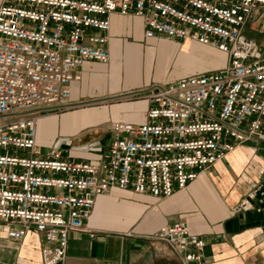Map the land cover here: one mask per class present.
Returning a JSON list of instances; mask_svg holds the SVG:
<instances>
[{
	"label": "built area",
	"instance_id": "2783aa9c",
	"mask_svg": "<svg viewBox=\"0 0 264 264\" xmlns=\"http://www.w3.org/2000/svg\"><path fill=\"white\" fill-rule=\"evenodd\" d=\"M112 14L142 19L147 40L215 49L226 65L147 89L144 124H110L97 162L43 155L38 123L60 111L46 109L69 106L85 64L111 62ZM258 22L264 0H0V225L8 237L35 231L42 264H65L71 234L96 237L99 198L119 189L169 199L236 148L264 141V45L245 34ZM258 192L236 211L253 208ZM147 240L182 264H209L205 240L184 223Z\"/></svg>",
	"mask_w": 264,
	"mask_h": 264
},
{
	"label": "crops",
	"instance_id": "0c3cea01",
	"mask_svg": "<svg viewBox=\"0 0 264 264\" xmlns=\"http://www.w3.org/2000/svg\"><path fill=\"white\" fill-rule=\"evenodd\" d=\"M110 21L112 29L108 50L111 62L118 47L121 53H126L127 48L136 50L140 53V77L128 83L124 65L120 74V88L113 91L112 85L118 75L112 74L113 68L98 67L111 62L87 63L80 71V80L71 86L69 105L81 101L86 95L90 100H101L167 84V74L163 78L159 75L160 71L167 70L165 62L170 60V69L175 56L179 58L190 51L191 45H196L170 42L169 45L182 48H176L163 61L161 46L166 41L147 40L142 19L112 14ZM245 34L264 45L262 23L249 26ZM96 83L98 89L89 93L91 84ZM93 106L96 107L88 110L95 112L78 117L81 122L77 125L65 124L63 118L64 129L85 128L106 116L104 121L108 125L116 122L144 124L149 111L145 92L131 96L129 100L119 99ZM104 112L106 114L102 115ZM57 123L58 119L54 125L38 129L39 140L40 136L41 139L42 136L47 138L56 131ZM99 139L101 144L108 147L111 142L110 129ZM98 153L75 149L68 151V155L62 154L71 159L96 162L100 159ZM255 191H259L256 198L250 200L254 207L236 211ZM177 223L186 224L190 231L203 237L206 242L204 260L209 264H264V141L250 142L236 148L224 160L203 172L187 190L177 192L169 199L159 200L119 189L99 198L90 223L97 232L96 237L90 239L81 233L71 234L65 264H182L181 256L166 245L152 244L147 240L148 235L162 227ZM42 247V239L35 231L16 241L8 237L7 226L0 225V264H42Z\"/></svg>",
	"mask_w": 264,
	"mask_h": 264
},
{
	"label": "rangeland",
	"instance_id": "374dc122",
	"mask_svg": "<svg viewBox=\"0 0 264 264\" xmlns=\"http://www.w3.org/2000/svg\"><path fill=\"white\" fill-rule=\"evenodd\" d=\"M165 43H169V42H165ZM170 44V43H169ZM259 45L260 42H258ZM201 48L207 49L210 52L212 51V55L213 57L216 55H223L221 53H219L217 50L215 49H210L204 46H200ZM182 48L181 46H177V49ZM189 52V51H188ZM186 53V52H185ZM180 56V55H179ZM170 57V56H169ZM168 58V57H167ZM180 58L181 56L178 57H174L172 63H171V68L168 69L169 64H170V60L166 63L167 66V70H169L168 72L165 73L167 74V79L165 80L167 83L171 82L173 80L179 79V78H183L186 76H177V74L182 73V72H187L189 71V68L191 67V65L189 64H184L183 62H180ZM162 56H161V60H162ZM166 59V58H165ZM165 59H163V61H165ZM201 63V64H200ZM113 65V61L108 64V65H99L101 66V68L103 69H112ZM98 66V67H99ZM222 67L219 68H215L216 69H220ZM213 69H209V65L207 64H203V62L197 63V65L194 66V71L192 74H199L200 72H208V71H214ZM164 72H162V76L164 77L165 74ZM192 74H188V75H192ZM163 80V79H162ZM94 89H98V84H91V87L89 88V93H93ZM128 94H120L119 96H115L113 98H105V99H89L90 97H88V95H86V97L83 96V98H81V101H78L77 103H73L72 107H65L64 109L58 111V113H54L53 115L55 117H57L58 119V123H57V129L56 131H54L50 136H48L47 138H43L41 139L40 136V140L38 138V149L41 151V153L43 155L45 154H50L53 151H62L63 154L68 155L67 152L68 151H74L75 149L77 151H84V152H96L98 153V151H100L99 157L101 159L102 153L107 149V144H101V140L99 139L102 135H104L105 131H109L110 129V125L106 124L107 122L104 121L106 120V118L104 117L103 120L97 122V123H92L87 125V127L85 128H77L74 129L72 131H68V129H64V127L62 126V119L64 118V116L67 115H72V114H79L81 115H86V113L88 112H95V111H91L88 109H93L96 106L93 105H99L101 104V102H111V101H115V100H129V98L131 97L130 95L127 96ZM140 95V94H138ZM93 106V107H92ZM106 114V112L102 113V115ZM87 116V115H86ZM105 122V123H103ZM103 123V124H102ZM59 125V126H58ZM71 138L73 139V141L71 142ZM41 141V143H40ZM100 141V142H99ZM99 159V160H100ZM97 162V161H96Z\"/></svg>",
	"mask_w": 264,
	"mask_h": 264
},
{
	"label": "bare ground",
	"instance_id": "6f19581e",
	"mask_svg": "<svg viewBox=\"0 0 264 264\" xmlns=\"http://www.w3.org/2000/svg\"><path fill=\"white\" fill-rule=\"evenodd\" d=\"M176 48H177V46L169 45L168 43H163L161 46L162 58L165 59V58L171 56V54L175 52ZM189 50H190L189 52H186L185 54H183L181 56L180 62L181 63L183 62L184 64L185 63L189 64V65H191V67L189 68V71H187L185 73L184 72L179 73V74H177V76H179V75L180 76H186L188 74H192L193 72H195L194 66L197 65V63H199V61L203 62L204 65L205 64L209 65V69L211 68L213 70L215 68L224 67L226 65L225 55H218V56L215 55L213 57L212 54L214 52L212 53V51L210 52L207 49L199 47L198 45H191ZM139 56H140V53L137 52L136 50H132L131 48H127L126 53H121V48L118 47L117 54H116V56H114V61L112 60L113 61L112 74L118 75L115 78L116 81H114V83L112 82L113 83V85H112L113 91L120 88V84H121V81H119L120 80V74H121V71H122V68L124 65L126 67V74H127L126 75V81L128 83H132L134 79L140 77V72H141L140 69L141 68L139 65ZM97 71L99 72V70H97ZM165 71H164V73H165ZM159 75H162L161 71L159 72ZM162 78H163V76H162ZM100 85H101V83H100ZM83 116L84 115H82L81 117H83ZM78 117H80L79 114H72V115L64 116V123L69 124V125H72V124L77 125V123L81 122V119ZM56 120H57V118L54 117L53 115L50 117H44L43 119H41L39 121L38 127H39V129H41L44 126H52L55 124Z\"/></svg>",
	"mask_w": 264,
	"mask_h": 264
},
{
	"label": "water",
	"instance_id": "95a60500",
	"mask_svg": "<svg viewBox=\"0 0 264 264\" xmlns=\"http://www.w3.org/2000/svg\"><path fill=\"white\" fill-rule=\"evenodd\" d=\"M147 90H144L143 92H146ZM143 92H133V93H129L127 96H135V95H138V94H142ZM72 106H73V104H72ZM72 106H59L58 108H55V109H46V110H58V109H64L65 107H72ZM45 110V109H44Z\"/></svg>",
	"mask_w": 264,
	"mask_h": 264
}]
</instances>
